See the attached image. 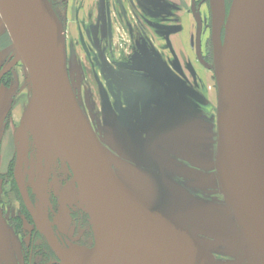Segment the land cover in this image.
I'll use <instances>...</instances> for the list:
<instances>
[{"label": "rangeland", "instance_id": "374dc122", "mask_svg": "<svg viewBox=\"0 0 264 264\" xmlns=\"http://www.w3.org/2000/svg\"><path fill=\"white\" fill-rule=\"evenodd\" d=\"M56 5L71 83L117 175L214 244L218 252L212 253L221 263L255 264L217 172L220 100L208 0H58ZM1 21L0 16V139L10 135V162L0 183L12 203L1 212L8 232H0V264H46L59 257L43 229L25 215L16 169L52 230L82 243L92 239V221L64 154L42 150L31 124L18 132V117L32 110L31 81ZM18 68L25 72L21 81ZM14 112L17 145L25 144L22 162L9 130ZM223 210L234 231H226ZM46 243L50 255L41 249Z\"/></svg>", "mask_w": 264, "mask_h": 264}, {"label": "water", "instance_id": "95a60500", "mask_svg": "<svg viewBox=\"0 0 264 264\" xmlns=\"http://www.w3.org/2000/svg\"><path fill=\"white\" fill-rule=\"evenodd\" d=\"M212 40L220 109L217 172L243 238L264 264V0H232L223 28L214 0ZM0 16L28 71L33 110L46 115L87 204L92 246L62 247L22 176L15 181L36 226L59 260L47 264H102L116 245L129 244L147 264H221L179 219L131 189L84 112L71 83L65 30L49 0H0ZM25 144L17 145L18 162Z\"/></svg>", "mask_w": 264, "mask_h": 264}, {"label": "bare ground", "instance_id": "6f19581e", "mask_svg": "<svg viewBox=\"0 0 264 264\" xmlns=\"http://www.w3.org/2000/svg\"><path fill=\"white\" fill-rule=\"evenodd\" d=\"M214 2L217 8L218 21H219V24L221 25V23L224 21L225 13H227L225 0H214ZM7 36L11 40L8 33H7ZM29 124H31L30 127L32 131L35 133L37 141L42 150H47V151L49 150L57 155H60V154L62 155L63 152L51 129V126L47 120V117L40 108H36L35 110H33L31 114V123ZM219 223L221 224V222ZM222 223L224 224L226 231L235 230L233 227V224L231 223L230 215L225 210H223ZM200 240L207 246V248L211 252L217 251V247L211 242L207 240L204 241L202 239ZM243 242H244V246L249 250L252 258L254 259L255 264H262L259 258L254 254L253 250L248 245L245 239H243ZM213 255L215 256V258H217L214 253ZM102 264H147V262L143 258L141 253L137 249H135L133 246L129 244H120L110 249V252L107 254Z\"/></svg>", "mask_w": 264, "mask_h": 264}, {"label": "crops", "instance_id": "0c3cea01", "mask_svg": "<svg viewBox=\"0 0 264 264\" xmlns=\"http://www.w3.org/2000/svg\"><path fill=\"white\" fill-rule=\"evenodd\" d=\"M2 22V21H1ZM3 25L5 26V29L7 31V27L5 25L4 22H2ZM10 35V34H9ZM11 38V37H10ZM12 40V39H11ZM0 66H1V57H0ZM24 70H22V68H18V71H17V76H19V79L21 81V78L23 77V74H24ZM22 76V77H21ZM21 77V78H20ZM29 93H30V101H31V98H32V88L29 89ZM29 101V102H30ZM0 105H1V102H0ZM25 110H23V112L20 114V116L18 117L19 120H21V117L22 115L25 113L24 112ZM13 112V111H12ZM17 118V114L16 112H14L11 116V120H10V123L12 122V119H16ZM16 121V120H15ZM12 123H11V126L9 125V130L12 132V136H13V139H14V143L16 144L17 146V140H18V134H17V129L16 130H13L12 129ZM0 130H1V126H0ZM10 135L5 137L4 139H0V143L2 142V145L0 146V174H4L5 172L8 171V167H9V162H10V147L8 144H10ZM15 146V147H16ZM3 166V168H2ZM2 181V179H1ZM0 232H8V230L6 229V227L3 228V221H2V208H7L8 205L10 203H12V199L9 198L6 196V193L3 192L2 190V185L0 183ZM7 197V198H6ZM5 226V225H4ZM10 245L9 247L11 249H14V244L12 241L9 242ZM1 246V245H0Z\"/></svg>", "mask_w": 264, "mask_h": 264}, {"label": "flooded vegetation", "instance_id": "af4514ba", "mask_svg": "<svg viewBox=\"0 0 264 264\" xmlns=\"http://www.w3.org/2000/svg\"><path fill=\"white\" fill-rule=\"evenodd\" d=\"M232 2V1H231ZM227 4V3H226ZM208 5H209V10H210V19H211V27H210V40H211V43L213 44V40H212V12H211V6H210V0L208 1ZM230 5H231V3L229 4V6H227L226 5V12L228 13V10H229V8L228 7H230ZM14 177V176H13ZM14 180H15V177H14ZM27 187V186H26ZM27 190H28V192H29V194H30V191H29V189H28V187H27ZM30 197H31V195H30ZM31 200H32V202H33V204L34 205H36V202H35V199L33 198V197H31ZM32 221L34 222V220L32 219ZM34 224H35V222H34ZM184 224V223H183ZM185 225V224H184ZM186 226V225H185ZM55 227V225L53 224V228ZM187 227V226H186ZM56 228V227H55ZM54 228V230H53V232H54V234H55V236H56V238H57V240H58V242H59V244L62 246V247H64V248H67L68 247V244L69 243H77V244H80V245H86V246H92L93 244H94V234H92V239L90 240V238L89 239H87L85 242H82V243H79V242H77V241H69V239H67V237L66 236H64V234H61V233H59V231H58V229H55ZM188 228V227H187ZM62 232V231H61ZM56 260H58V259H56ZM51 261H55V260H51ZM50 261V262H51ZM47 264V263H46Z\"/></svg>", "mask_w": 264, "mask_h": 264}, {"label": "trees", "instance_id": "16d2710c", "mask_svg": "<svg viewBox=\"0 0 264 264\" xmlns=\"http://www.w3.org/2000/svg\"><path fill=\"white\" fill-rule=\"evenodd\" d=\"M49 1L51 2V4H52L54 10L56 11L58 17L60 18V16H59V11H58V7H57V5H56V2H58V0H57V1H56V0H49ZM208 1H209V0H208ZM60 20H61V18H60ZM61 23H62V25H63L62 20H61ZM63 27H64V25H63ZM210 46H211V49H210V50H211V52H210V55H211V62L214 63L213 44L210 43ZM14 181H15V180H14ZM15 185H16V187H17L16 181H15ZM17 189H18V187H17ZM18 192H19V190H18ZM19 195H20V193H19ZM30 195H31V193H30ZM20 197H21V196H20ZM31 197H33V196L31 195ZM21 200H22V198H21ZM22 202H23V201H22ZM23 205H24V203H23ZM23 209H24L25 215H26L28 218H31V220H32V217H31V215L29 214V212L27 211L25 205H24V208H23ZM87 220H88L87 217L84 218L83 225L86 224V226H87V228H88ZM89 234H90V233H88L87 235H89ZM41 249L44 250V251H47L49 255L52 254V251H51V249L49 248V246H48L47 243L44 244V245L42 246ZM29 264H30V262H29Z\"/></svg>", "mask_w": 264, "mask_h": 264}]
</instances>
